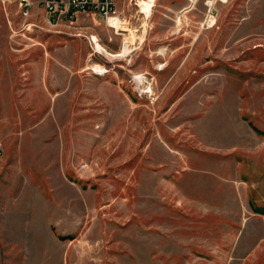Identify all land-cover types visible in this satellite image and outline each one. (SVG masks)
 <instances>
[{
    "label": "rangeland",
    "instance_id": "374dc122",
    "mask_svg": "<svg viewBox=\"0 0 264 264\" xmlns=\"http://www.w3.org/2000/svg\"><path fill=\"white\" fill-rule=\"evenodd\" d=\"M31 1L0 3V264H264V0Z\"/></svg>",
    "mask_w": 264,
    "mask_h": 264
},
{
    "label": "built area",
    "instance_id": "2783aa9c",
    "mask_svg": "<svg viewBox=\"0 0 264 264\" xmlns=\"http://www.w3.org/2000/svg\"><path fill=\"white\" fill-rule=\"evenodd\" d=\"M8 0H0L5 5ZM189 5L185 10H189L198 0H187ZM36 6L42 7L48 14V22L51 25L68 23L74 25L82 16H97L104 20L108 25L116 28L112 24L113 18H120L121 12L118 9L116 0H39ZM19 5L24 14L31 11L34 3L31 0H19ZM214 11H210V14ZM3 154V145L0 141V157Z\"/></svg>",
    "mask_w": 264,
    "mask_h": 264
},
{
    "label": "crops",
    "instance_id": "0c3cea01",
    "mask_svg": "<svg viewBox=\"0 0 264 264\" xmlns=\"http://www.w3.org/2000/svg\"><path fill=\"white\" fill-rule=\"evenodd\" d=\"M39 0H36V2H38ZM156 1L157 0H155V3H156ZM163 1V6H165V8H172L173 10H175V12H178V11H180L184 6H186V4H187V0H162ZM155 5V4H154ZM155 7V6H154ZM153 7V8H154ZM198 11H199V13H200V6H199V10L197 9L195 12H190V13H183L181 16H180V18H184V20L185 19H191L192 21L191 22H193V20L195 19L196 20V22H197V20H198V17H199V13H198ZM48 15V14H47ZM186 20V21H187ZM185 23H187L188 24V22H185ZM182 25H184V23L183 24H181L180 26H182ZM63 248V246H60V249H62ZM60 263L61 264H64L65 263V259L63 260V258H61L60 259Z\"/></svg>",
    "mask_w": 264,
    "mask_h": 264
},
{
    "label": "bare ground",
    "instance_id": "6f19581e",
    "mask_svg": "<svg viewBox=\"0 0 264 264\" xmlns=\"http://www.w3.org/2000/svg\"><path fill=\"white\" fill-rule=\"evenodd\" d=\"M154 4H155V0H138V6L141 8V12L144 13L147 17H149L151 15ZM112 24H113V21H112ZM98 46L100 48H102V46H100L99 44H98ZM129 50L130 49L126 46L125 49L123 50V53L115 54V55L110 54L109 52H107V53H109L112 56H123V55H126L129 52ZM104 51H106V50H104ZM138 81L140 84H143L146 80L144 78L140 77V78H138Z\"/></svg>",
    "mask_w": 264,
    "mask_h": 264
}]
</instances>
